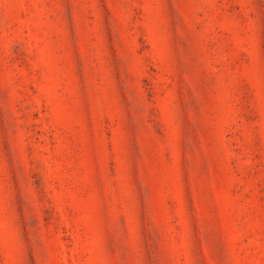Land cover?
I'll use <instances>...</instances> for the list:
<instances>
[{
    "label": "rangeland",
    "instance_id": "obj_1",
    "mask_svg": "<svg viewBox=\"0 0 264 264\" xmlns=\"http://www.w3.org/2000/svg\"><path fill=\"white\" fill-rule=\"evenodd\" d=\"M0 264H264V0H0Z\"/></svg>",
    "mask_w": 264,
    "mask_h": 264
}]
</instances>
